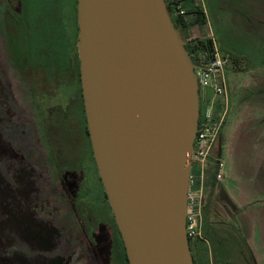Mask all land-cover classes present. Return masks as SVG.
Here are the masks:
<instances>
[{"label": "water", "instance_id": "obj_1", "mask_svg": "<svg viewBox=\"0 0 264 264\" xmlns=\"http://www.w3.org/2000/svg\"><path fill=\"white\" fill-rule=\"evenodd\" d=\"M93 160L128 264H193L186 193L198 82L164 0H75Z\"/></svg>", "mask_w": 264, "mask_h": 264}, {"label": "flooded vegetation", "instance_id": "obj_2", "mask_svg": "<svg viewBox=\"0 0 264 264\" xmlns=\"http://www.w3.org/2000/svg\"><path fill=\"white\" fill-rule=\"evenodd\" d=\"M37 1L0 0V264H128L90 147L75 0Z\"/></svg>", "mask_w": 264, "mask_h": 264}, {"label": "rangeland", "instance_id": "obj_3", "mask_svg": "<svg viewBox=\"0 0 264 264\" xmlns=\"http://www.w3.org/2000/svg\"><path fill=\"white\" fill-rule=\"evenodd\" d=\"M193 1L203 10L204 24L190 27L189 34L205 40L210 33L227 55V105L215 155L219 152L222 169L230 172L225 186L241 187L251 196L246 205L231 210L233 235L237 241H246L252 264H264V0ZM63 3L66 8L70 5L69 0ZM33 4L34 13L40 2L34 0ZM27 28L25 31L35 33L45 25L31 19ZM34 43L31 40L27 45L28 53L34 51ZM1 62L6 64L5 58ZM1 81L12 93L11 84Z\"/></svg>", "mask_w": 264, "mask_h": 264}, {"label": "built area", "instance_id": "obj_4", "mask_svg": "<svg viewBox=\"0 0 264 264\" xmlns=\"http://www.w3.org/2000/svg\"><path fill=\"white\" fill-rule=\"evenodd\" d=\"M171 15L179 19L185 29L190 23L181 0H169ZM186 29V43L194 47L195 74L198 82V116L192 149L187 155L190 168L186 193L185 233L188 238H202V207L204 200V179L207 167H212L213 178H221L222 163L218 155L210 161L219 129L224 120L227 105V92L224 78V66L227 55L222 53L209 33L207 39L192 37Z\"/></svg>", "mask_w": 264, "mask_h": 264}, {"label": "crops", "instance_id": "obj_5", "mask_svg": "<svg viewBox=\"0 0 264 264\" xmlns=\"http://www.w3.org/2000/svg\"><path fill=\"white\" fill-rule=\"evenodd\" d=\"M185 11L188 12V16L190 17V23L186 28L190 31V27L195 28L198 25L193 22V17L189 11L186 9ZM216 155L219 157V152ZM213 157H215V147L211 152L209 160L211 161ZM206 170L203 182L204 200L201 229L207 262L208 264H249L245 250H241L240 248L243 243L231 238L232 234L229 232L230 226L232 227L235 223H232L234 221L233 213H226L223 210L220 204L215 201V193L217 189H222L229 199L235 203V208L246 205L251 196L248 192L242 190L241 187L238 189L235 186L233 189H230L225 186V179L230 176V172L227 169L221 170L222 176L218 180L213 178L211 166L207 167ZM242 176L244 177V175H240V177ZM219 221H222V223H219ZM225 231L228 233L226 234ZM245 244L247 245L246 241Z\"/></svg>", "mask_w": 264, "mask_h": 264}, {"label": "trees", "instance_id": "obj_6", "mask_svg": "<svg viewBox=\"0 0 264 264\" xmlns=\"http://www.w3.org/2000/svg\"><path fill=\"white\" fill-rule=\"evenodd\" d=\"M165 1V7L169 13L170 19L173 23L174 26L178 27L183 36L185 37L186 35V29L184 27L183 24L180 23L179 19L176 17H173L171 15V6H170V1L169 0H164ZM183 3V6L186 10L189 11V13L192 15L193 17V22L196 23L198 26L204 24V14L202 12V10L200 9V7L198 5H196L194 3L193 0H181ZM188 7V8H187ZM186 14H188V12H186ZM200 46H203V42L202 40L198 41ZM185 47L191 57V59L193 60V62H195V58H194V47L189 45L188 43L185 44ZM215 201L220 204V206L223 208V210L226 213H230L231 214V210L235 209L234 205L231 203L229 197L225 194V192L222 189H217V192L215 193ZM203 209V207H202ZM219 223H222V221H219ZM233 228L234 225L231 227L230 226V233L232 234L231 238L236 239L233 235ZM226 234L228 233L227 231H225ZM203 238V235H202ZM202 238H188L187 237V243H188V248H189V252H190V256H191V260L193 264H208L207 262V258L205 256V247L202 241ZM239 241V240H238ZM240 242H242V247L241 250H245L246 252V258L249 260V264H252L251 262V255L249 252V249L247 247V245L245 244L244 240H240Z\"/></svg>", "mask_w": 264, "mask_h": 264}]
</instances>
